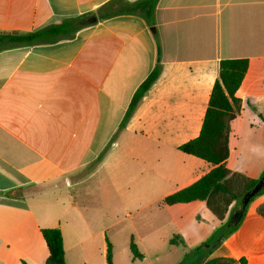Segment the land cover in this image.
Segmentation results:
<instances>
[{"label":"crops","instance_id":"crops-1","mask_svg":"<svg viewBox=\"0 0 264 264\" xmlns=\"http://www.w3.org/2000/svg\"><path fill=\"white\" fill-rule=\"evenodd\" d=\"M109 1L0 0V34L67 17L89 24L69 40L0 51V264H45L48 228L61 231L66 264H108V244L118 264L112 253L126 227L142 259L136 243L185 244L188 235L192 251L223 222L212 215L219 224L199 231L203 202L162 200L212 168L179 148L199 136L221 60L248 61L228 169L240 172L231 162L249 142L239 141L242 124L253 127L257 115L264 125V0H158L161 70L127 116L156 43L136 16L98 20ZM262 171L259 158L256 172L240 173ZM262 204L264 193L201 264H264Z\"/></svg>","mask_w":264,"mask_h":264},{"label":"trees","instance_id":"trees-1","mask_svg":"<svg viewBox=\"0 0 264 264\" xmlns=\"http://www.w3.org/2000/svg\"><path fill=\"white\" fill-rule=\"evenodd\" d=\"M157 2L158 0H137L134 2L111 0L98 11V20L130 15L142 19L150 29L153 28L151 32L156 43V64L149 77L133 97L126 116L131 113L139 98L158 78L161 70L160 45L155 29ZM86 18L87 16L63 18L57 24L45 26L26 34H0V51L18 46L30 47L72 39L78 30L89 25L86 23ZM247 69V59L220 61L218 79L213 85L199 136L179 148L183 153L210 164L212 168L192 185L165 197L162 200V205L172 206L200 201L205 204L207 210L218 221L224 222L226 216L232 212V207L237 199L255 185L256 179L244 173L231 171L226 166V160L229 156L230 123L240 114L241 110V101L235 94L244 79ZM262 193L264 191L256 197ZM257 213L264 217V204L257 208ZM223 225L224 223L208 240L191 251L197 257L186 264L202 263L211 250L200 251V248L212 240ZM235 228L226 232L224 238L231 234ZM41 235L48 251L45 264H66L61 231L58 228H48L41 230ZM170 244L175 245L176 241L173 239ZM129 249L134 259L141 258L132 240L129 242ZM107 262L111 264V244H108Z\"/></svg>","mask_w":264,"mask_h":264},{"label":"rangeland","instance_id":"rangeland-1","mask_svg":"<svg viewBox=\"0 0 264 264\" xmlns=\"http://www.w3.org/2000/svg\"><path fill=\"white\" fill-rule=\"evenodd\" d=\"M251 119L255 120V125L251 127V124L248 122V117H246V121L248 123H243L242 127L239 129V141L240 140H248L249 142L246 144V150L244 151V157L242 156L236 161L232 160V167L240 172H247V174H253L254 170L258 169V160L259 158H264V125L260 123V119L257 115H251ZM262 173V172H261ZM260 173V175H261ZM256 174V173H255ZM259 175V176H260ZM256 177L254 179H258ZM202 207L203 215L201 216V224L196 229L204 230L210 228L211 221H215V223L219 224L212 214L206 209L204 204H200ZM129 213L133 217V211L129 210ZM229 214L226 216V219L223 223L227 221ZM197 221V219H196ZM126 222L130 223V219H126ZM223 223H220L221 225ZM195 225H197L195 223ZM220 225V226H221ZM130 227H126V230L123 229L119 240L115 242L117 248L113 250L116 257L115 262L118 264H182L187 260L191 251H189L188 246L194 242L193 237H188L186 235L187 241L185 244L183 242H176L175 246L170 245V243H136L139 249V252L144 255V259L137 258L134 259L131 251L129 250L128 243L125 241L127 238ZM203 244V243H202ZM201 245V244H200ZM198 245V246H200Z\"/></svg>","mask_w":264,"mask_h":264},{"label":"water","instance_id":"water-1","mask_svg":"<svg viewBox=\"0 0 264 264\" xmlns=\"http://www.w3.org/2000/svg\"><path fill=\"white\" fill-rule=\"evenodd\" d=\"M150 30L153 31V28H151ZM262 191H264V171H262L255 185L251 189L245 191L237 199L230 216L228 217L227 221L224 223V225L220 229L219 233L212 240L204 244L200 248V251L213 250L214 248H216L224 239L226 232H228L232 228H235L239 224V222L242 220L246 207L251 202V200L254 197H256L258 194H260ZM196 257H197L196 254L194 255L193 253H191L189 254L187 260L184 261V263L185 264L189 263L190 261L194 260Z\"/></svg>","mask_w":264,"mask_h":264}]
</instances>
